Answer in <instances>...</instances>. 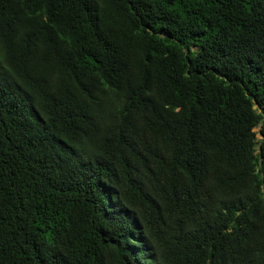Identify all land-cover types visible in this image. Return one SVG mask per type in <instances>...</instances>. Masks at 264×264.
I'll return each instance as SVG.
<instances>
[{
    "label": "trees",
    "instance_id": "1",
    "mask_svg": "<svg viewBox=\"0 0 264 264\" xmlns=\"http://www.w3.org/2000/svg\"><path fill=\"white\" fill-rule=\"evenodd\" d=\"M0 264H264V0H0Z\"/></svg>",
    "mask_w": 264,
    "mask_h": 264
},
{
    "label": "rangeland",
    "instance_id": "2",
    "mask_svg": "<svg viewBox=\"0 0 264 264\" xmlns=\"http://www.w3.org/2000/svg\"><path fill=\"white\" fill-rule=\"evenodd\" d=\"M254 130H255V131L258 130V127H255ZM260 137H261V136L258 134V135H257V138H260Z\"/></svg>",
    "mask_w": 264,
    "mask_h": 264
}]
</instances>
